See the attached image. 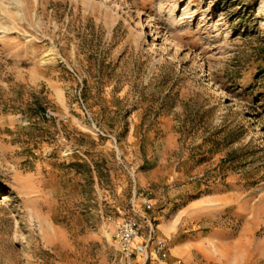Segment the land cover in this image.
<instances>
[{"label":"rangeland","instance_id":"374dc122","mask_svg":"<svg viewBox=\"0 0 264 264\" xmlns=\"http://www.w3.org/2000/svg\"><path fill=\"white\" fill-rule=\"evenodd\" d=\"M143 197L264 264V0H0V264H126Z\"/></svg>","mask_w":264,"mask_h":264},{"label":"built area","instance_id":"2783aa9c","mask_svg":"<svg viewBox=\"0 0 264 264\" xmlns=\"http://www.w3.org/2000/svg\"><path fill=\"white\" fill-rule=\"evenodd\" d=\"M143 210L132 206L131 213L124 214L115 220L112 239L117 245L121 256L126 264H134V258L143 256L147 261L152 254L157 255L159 260L168 257V248L164 240L155 236V227L146 210L151 204L143 197ZM145 226V232L142 227ZM175 264H182L177 259Z\"/></svg>","mask_w":264,"mask_h":264},{"label":"bare ground","instance_id":"6f19581e","mask_svg":"<svg viewBox=\"0 0 264 264\" xmlns=\"http://www.w3.org/2000/svg\"><path fill=\"white\" fill-rule=\"evenodd\" d=\"M27 177L28 176L23 177L24 182L27 181ZM230 234L231 232H229V235ZM216 238L210 239L207 247V251H210L213 258H219L226 264H248L249 255L247 254L246 248L242 246L241 235L235 240L228 241L227 243H218Z\"/></svg>","mask_w":264,"mask_h":264},{"label":"crops","instance_id":"0c3cea01","mask_svg":"<svg viewBox=\"0 0 264 264\" xmlns=\"http://www.w3.org/2000/svg\"><path fill=\"white\" fill-rule=\"evenodd\" d=\"M180 215V214H179ZM176 216L174 219H172L170 222L165 223L162 225V231L165 235L168 236V244H169V257L166 258V260H163V264H168V261H171L174 259L175 256H180L186 260V262H191V260L195 256V250L201 249L202 247L197 246L196 249L194 246L189 242H175L173 237L174 230L178 226V219L180 216ZM171 242V243H170ZM204 250H207V247L203 246ZM203 250V251H204ZM155 256L152 254V257Z\"/></svg>","mask_w":264,"mask_h":264}]
</instances>
